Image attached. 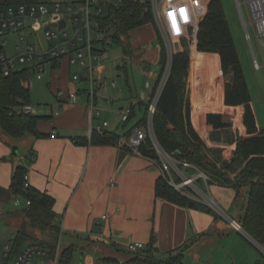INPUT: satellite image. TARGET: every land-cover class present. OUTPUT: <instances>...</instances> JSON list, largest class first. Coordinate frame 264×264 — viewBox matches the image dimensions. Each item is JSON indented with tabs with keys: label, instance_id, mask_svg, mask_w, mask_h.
Listing matches in <instances>:
<instances>
[{
	"label": "crops",
	"instance_id": "crops-1",
	"mask_svg": "<svg viewBox=\"0 0 264 264\" xmlns=\"http://www.w3.org/2000/svg\"><path fill=\"white\" fill-rule=\"evenodd\" d=\"M148 27L154 28L153 25H148L131 33L132 54L129 57L133 61L135 59V65L145 59L137 57L138 52L133 50V36L139 30L146 36ZM150 34L145 43L160 45L155 28L153 34ZM157 53L161 65L162 47L160 54L159 51ZM72 66L74 65H71L68 59H64L60 67L52 71L49 85L55 97L59 89H82L84 82H73ZM125 69L127 70V67ZM160 73L161 70L149 75L150 81L146 83V89L150 92L148 94L140 93L134 96L130 87V94L127 88L120 92L115 89L102 93L99 91L97 108L100 103L107 106L117 102L118 116L125 108L133 111L134 116L137 109L142 111L144 108L147 111ZM88 103L87 96L79 95L76 104H65L62 110L58 99L56 111L32 110L33 115L43 118L38 124L40 133L45 135L42 138L27 136L16 142L2 135L0 218L3 225L16 228L17 231L10 232L9 239L1 240L0 244L13 246L18 231L24 224L16 213L28 208L27 201L22 197H14L10 191L12 176L18 166L27 170L26 186L54 199L53 225L60 229L58 244L53 254L49 253V245L54 244L56 235L52 230L44 231L39 233L41 242L25 241L15 259L4 264H13L32 243L46 251V254L35 257L36 264H59L62 253L69 248H74L75 251L86 249L98 255L102 264H112L104 263V259L123 263L130 259L127 254L128 246L137 243L143 244L144 250L152 247L161 260H168L181 253V264H264V248L260 247L241 225L248 202L247 188L237 197L236 191L231 187L217 183H213V186L206 185L208 197L215 202L218 209L227 213L233 211L231 209L239 199L243 200V208L239 214L234 212L237 218H224L217 209L194 194L186 196L204 207L191 209L159 198L156 187L161 173L153 159L120 148L117 144L92 142L93 134L98 133V127H103L104 123H108V126L103 132L123 137L129 136L131 130L145 117L122 135L117 132L121 124L126 125L122 123V119L115 123L108 117L111 115L108 111L101 122L102 111L98 108L100 116L93 118ZM15 146L18 147L17 156L13 155ZM20 154L22 156L17 159ZM31 156L34 159H31ZM185 172L187 175L191 173L190 177L199 176L198 170L187 169ZM17 199L25 201L24 210L9 212L5 209L9 202L13 201L15 204ZM12 237L15 239L11 240ZM88 254H84L86 260L91 259L90 264H98L96 258Z\"/></svg>",
	"mask_w": 264,
	"mask_h": 264
},
{
	"label": "trees",
	"instance_id": "trees-1",
	"mask_svg": "<svg viewBox=\"0 0 264 264\" xmlns=\"http://www.w3.org/2000/svg\"><path fill=\"white\" fill-rule=\"evenodd\" d=\"M41 0H0V6L34 5ZM104 26L114 25L113 42L123 47L125 56L132 54L131 33L153 25L162 45L161 73L152 97L155 95L167 65V52L155 24L151 1L122 0L118 4L103 2ZM187 46V45H186ZM188 47V46H187ZM189 51L173 56L169 78L160 95L154 115V133L160 146L177 160L193 165L205 173L214 183L231 187L239 197L248 189V202L241 220L243 229L264 248V129L260 127L250 88L221 0H212L208 15L191 41ZM120 69V67H118ZM26 70L10 77H0V130L13 141L27 136L42 138L38 129L40 116L23 110L31 104L30 89L23 85ZM134 116L131 111L130 119ZM145 118L138 126L147 122ZM234 132L236 149L230 161L222 150L210 148L211 142H219L221 133ZM115 133H94L92 142L117 144ZM140 153L157 159L153 144L148 141ZM2 159H0V162ZM27 170L18 166L12 176L10 191L14 197H22L31 203L22 213L26 220L18 231L9 261L15 259L22 244L32 236L31 228L41 231L51 228L55 233L54 244L49 245L53 254L58 244L60 229L53 225L54 199L34 188L26 186ZM157 196L182 207H204L178 192L160 176ZM30 222V223H28ZM74 248L65 250L59 264H70ZM130 259L119 262L104 259L112 264H181L183 256L161 260L155 250L127 252Z\"/></svg>",
	"mask_w": 264,
	"mask_h": 264
},
{
	"label": "built area",
	"instance_id": "built-area-1",
	"mask_svg": "<svg viewBox=\"0 0 264 264\" xmlns=\"http://www.w3.org/2000/svg\"><path fill=\"white\" fill-rule=\"evenodd\" d=\"M122 0L109 2L107 0H80L76 2L52 1L49 5L44 3L34 5L0 6V77H10L16 72L26 70V79L23 85L31 89V78L43 80L47 70L55 71L60 67L62 60L68 59L71 65H79L83 74L73 76L74 83H87L86 89L71 91L57 90L56 98L60 110L65 104H76L79 95L87 96L88 109L93 118L100 116V110L96 106L98 92L106 83L94 77V63L108 57L107 51L113 44L115 26H104L103 2L118 4ZM156 27L164 42L168 60L165 72L160 81L155 95L148 106L147 122L143 126H136L129 136L119 137L117 145L126 148L136 154H141L140 149L150 141L157 154L153 159L160 169L161 176L178 192L187 195L191 192L201 201H205L212 208L215 202L206 196L197 186L198 180L214 183L205 173L198 171L197 178L190 177L185 170H197L193 165L177 160L173 155L165 151L157 141L154 133V115L163 88L169 78L173 56L178 54L186 45L190 47L191 41L197 34L201 24L208 15L212 0H150ZM242 21L245 27L247 39L251 42L249 26H252L258 38H264V0H236ZM245 7L249 16V23L245 21L242 8ZM82 12V18L79 14ZM71 19V20H70ZM62 21H66V27L60 29ZM72 26V31L68 28ZM27 29V35L21 36V32ZM42 34L47 45L39 46L32 40ZM16 37V44L12 45L13 55H8V36ZM176 46L179 49H176ZM264 60V58H263ZM254 66L260 70L263 65L254 56ZM117 87L116 83L112 84ZM25 113H32L30 106L25 107ZM130 110L120 111L122 123H128ZM108 126L98 127L97 132L102 134ZM31 159H34L31 156ZM26 182L28 176H25ZM28 186V185H27ZM21 201L17 199L15 206L19 207ZM27 206L31 203L28 201ZM217 209V207L215 208ZM241 230V227L239 228ZM15 238L12 237L11 240ZM144 245L137 243L128 246V251L136 253L144 250ZM12 252L10 244H0V264L9 261ZM46 254V251L37 244H29L18 256L13 264H32L37 256Z\"/></svg>",
	"mask_w": 264,
	"mask_h": 264
},
{
	"label": "rangeland",
	"instance_id": "rangeland-1",
	"mask_svg": "<svg viewBox=\"0 0 264 264\" xmlns=\"http://www.w3.org/2000/svg\"><path fill=\"white\" fill-rule=\"evenodd\" d=\"M43 3L50 4L52 1H68V2H76L80 0H41ZM109 2H114L115 0H107ZM148 0H142L143 3H146ZM243 2L244 0H240ZM225 15L228 19L231 32L235 41V44L238 48V52L240 54V59L244 68L245 77L247 80V83L250 88V93L252 97V103L255 107V112L258 118V122L260 124V127L264 129V38H258L255 34V31L252 26H249V33L251 35V42L247 39L245 27L242 21L241 13L237 4L236 0H221ZM245 21L249 23V16L247 14V11L245 7L242 8ZM71 20V19H70ZM155 28V27H154ZM153 27L146 28V36L143 35V32L137 31L132 40V46L133 50H135V53L138 52L139 58L145 59V61L138 62L137 65L134 64V61L130 58L125 56L123 52V47L119 44H116L113 42V44L109 47V50L107 51L108 57L105 59H102L100 62H96L93 65L94 71V77L99 81H104L106 83L105 87L101 90L100 93L104 92L105 90H111L115 89V91L123 90L125 88L128 89V94L131 93L130 88L133 92L134 96H138L140 93L148 94L150 93L146 89V83L150 81L149 75L151 72H156L161 70V65L159 63L160 59H157V52L159 51V54L161 52V43L160 45H156L153 42L145 43L146 38L150 37V33L153 34L154 32ZM156 29V28H155ZM68 30L72 31V26L68 28ZM157 32V29H156ZM27 35V29L21 32V36ZM16 37L8 36V48L6 49V52L8 55H13L12 52V45H15L17 42L15 40ZM32 42L34 44L39 46H46L47 42L45 41L43 35L40 33L38 34V37H35ZM189 51L188 47L185 46L183 49L180 50L179 53H183L186 51ZM254 56L258 58V60L261 62L263 67L258 70L254 66ZM138 58V59H139ZM146 62V63H145ZM121 67L118 69L117 67ZM148 67L147 69L145 67ZM127 67V70L125 69ZM72 74H83L84 71L79 65H74L71 68ZM51 70H47V73L44 75L43 80H37L35 76H32L31 78V104L30 107L33 111H56L57 109V99L55 97V94L52 92L49 82L51 80ZM116 83L118 86L113 87L112 84ZM135 84V85H134ZM88 87L87 83H84L81 88L86 89ZM130 87V88H129ZM100 96V94H99ZM131 96V95H130ZM141 98V97H140ZM98 108L102 111V117L101 122L104 120L103 117H105L108 114V111H110L111 115L108 116L110 119L115 121V123H118L121 121L120 116H118L119 109L117 102H112L110 105L104 106L103 104H99ZM129 108H125V110H128ZM146 115V110L143 108L142 111H139L137 109L136 115L131 118V120L126 123V125L121 124L117 128V132L124 135L128 131L131 130L135 126V124ZM0 140H2V135L4 137H8L2 130H0ZM234 132L230 131L227 134L221 133L220 135V141L219 142H211V145L214 147H210L212 149L222 150L223 157L230 161L233 152L236 149V141L234 140ZM9 139V137L7 138ZM1 144V143H0ZM22 156L20 154L17 159H19ZM16 159V158H15ZM186 171V170H185ZM191 174V173H190ZM189 174V176H190ZM204 186H203V185ZM209 186H213V183L209 182ZM196 186L206 195L208 196L209 191L207 189V186L204 181H199L196 183ZM190 194H193L191 192H188V196ZM195 195V194H194ZM218 205H220L219 202H216ZM25 207V201L21 200V205L19 207H16L13 201L9 202L7 204L6 208L9 212L10 211H21L24 210ZM216 208V207H215ZM243 208V200L239 199L238 202L235 203L234 207L231 209L233 211L225 212L222 209L217 208V212L221 214L224 218H230L231 216L234 218H237L235 213L238 212ZM5 210V212L7 211ZM244 211V209L242 210ZM235 212V213H234ZM18 217L22 219L24 222L26 220V216L24 213L19 212ZM15 217V215L13 216ZM30 223V222H28ZM29 233L31 234V238L29 240L41 242V235L39 233H43L44 231H51L52 229H46L40 230L37 228H31L29 225ZM16 228H12L6 225H3L2 219L0 218V242L1 240H8L9 239V233L10 232H16ZM12 246V244H11ZM89 253V254H88ZM89 256L92 255L96 258L98 261V264H102L99 261L98 255H94L90 252H88L86 249L84 250H77L73 252L70 264H90L92 260L88 259L86 260V255ZM88 256V257H89ZM37 258H34L32 263L36 264Z\"/></svg>",
	"mask_w": 264,
	"mask_h": 264
},
{
	"label": "water",
	"instance_id": "water-1",
	"mask_svg": "<svg viewBox=\"0 0 264 264\" xmlns=\"http://www.w3.org/2000/svg\"><path fill=\"white\" fill-rule=\"evenodd\" d=\"M136 1H139V0H136ZM82 12L79 14V17L80 18H82ZM66 27V21H62L61 22V24H60V29H62V28H65ZM176 49L178 50L179 49V47L178 46H176ZM13 155L14 156H17L18 155V147L17 146H15V147H13ZM257 244V243H256ZM259 246V245H258ZM261 247V246H260Z\"/></svg>",
	"mask_w": 264,
	"mask_h": 264
}]
</instances>
